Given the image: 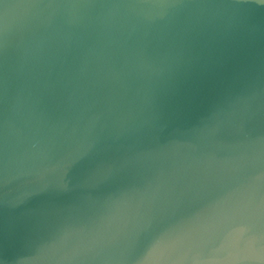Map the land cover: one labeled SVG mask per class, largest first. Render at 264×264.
<instances>
[{"label":"water","instance_id":"obj_1","mask_svg":"<svg viewBox=\"0 0 264 264\" xmlns=\"http://www.w3.org/2000/svg\"><path fill=\"white\" fill-rule=\"evenodd\" d=\"M0 264H264V0H0Z\"/></svg>","mask_w":264,"mask_h":264}]
</instances>
